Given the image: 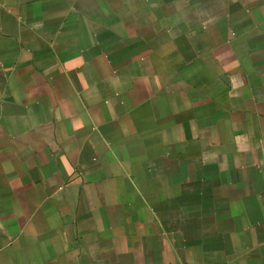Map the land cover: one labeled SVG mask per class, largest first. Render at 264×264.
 I'll return each instance as SVG.
<instances>
[{
    "label": "crops",
    "instance_id": "0c3cea01",
    "mask_svg": "<svg viewBox=\"0 0 264 264\" xmlns=\"http://www.w3.org/2000/svg\"><path fill=\"white\" fill-rule=\"evenodd\" d=\"M0 264H264V0H0Z\"/></svg>",
    "mask_w": 264,
    "mask_h": 264
}]
</instances>
